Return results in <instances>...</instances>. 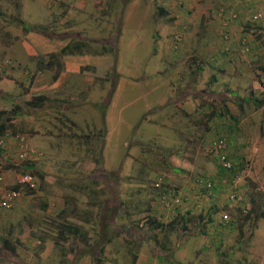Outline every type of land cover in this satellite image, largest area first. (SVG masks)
Here are the masks:
<instances>
[{"label":"rangeland","instance_id":"1","mask_svg":"<svg viewBox=\"0 0 264 264\" xmlns=\"http://www.w3.org/2000/svg\"><path fill=\"white\" fill-rule=\"evenodd\" d=\"M186 1L0 0V111L48 98L10 128L26 136V161L43 175L0 209V235L11 230L25 264H264V218H255L264 211V0ZM177 32L184 40L174 49ZM77 41L81 51L61 53ZM48 53L60 57L50 63ZM186 88L202 93L193 106L174 104ZM205 91L224 97L229 115L201 119L206 103L223 112ZM220 137L238 166L233 176L209 148ZM6 146L0 196L24 163L10 158L13 139ZM157 182L184 195L181 206L167 205ZM247 206L255 207L248 218ZM178 210L184 218L171 222ZM59 213L88 231L87 245L59 241ZM224 216L230 225L218 222Z\"/></svg>","mask_w":264,"mask_h":264},{"label":"trees","instance_id":"2","mask_svg":"<svg viewBox=\"0 0 264 264\" xmlns=\"http://www.w3.org/2000/svg\"><path fill=\"white\" fill-rule=\"evenodd\" d=\"M248 29H249V27L246 28V30H248ZM82 43L83 42L77 41V43H74L72 45L67 44L62 49V51H67L69 53H73L76 50L77 51H81L80 48L83 47ZM39 65H42V63H39ZM114 84H115V82H112V87L114 86ZM47 99H48L47 96L44 95V94H33L30 97V99H28L26 101L19 102V103H15L14 104L15 106L12 107L11 109H9L8 111H6L5 114H3L4 111H0V137L3 136L4 133L7 130L13 131L10 128L13 127L12 126V120H14V118H16L17 116H23L25 114H30V109L43 107L45 105V102H46ZM218 100H219L218 103L220 104L221 99L218 98ZM255 102H257L258 105L261 104V100L260 99H255ZM220 106H221V108H223V112H219L218 113L219 115H224L225 112L228 113L226 104L224 102H223V105L221 104ZM13 132H15V131H13ZM9 141L5 140V143L8 144ZM6 144L5 145H1L0 144V154L8 156V154H7L8 153V151H7L8 148H6L7 147ZM11 157L13 158L14 155L13 154L10 155V158ZM14 159H15V157H14ZM234 165H235V167H233V169L228 170V171L223 169L221 167V165H220V169L222 171L230 172L231 175L233 176L234 173L237 172L236 168L238 167L236 165V163H234ZM23 173H30L34 177H35V175H38L39 177L43 178V175L39 171H37L35 169L33 163L30 162V161H26V159L24 160V163L22 164V168H21V174H23ZM0 177H1V175H0ZM211 181H212L211 178H205V179L203 178V183H202V185H200L202 190L208 191V192H212L211 188H209L207 186V183L211 182ZM22 186L23 185L17 183L14 186H12L9 190L19 191V188L22 187ZM23 187H25V186H23ZM161 187L163 188L164 191H168L169 190V189H164L166 187H164L162 185H161ZM25 188L27 190H29L30 192L34 191V189H30L28 187H25ZM214 188H215V186H214V183L212 181V190H214ZM112 197H113V202L116 204V209H117L118 206H120L122 204V201L119 199L118 190H115L113 192ZM178 198L180 199V202L178 204L174 205L175 208H178L179 206H181V204L183 202L184 195H183V198H182V195H180ZM170 202L172 203V200ZM117 203H118V206H117ZM43 206H46L45 202H43ZM254 209H255V207H252V206H247V209H245V207H241V211L244 212V216L247 217V218L250 217V215L254 212ZM84 214H85V216H88L89 212L88 211H84ZM59 216L61 217V220L58 221L56 224H54L55 227H56V232H57L56 235L58 234L59 241H69L70 240V249L71 250H74L75 248H77V245H78L79 241H82L85 245H87L88 244L87 243V241H88V231L86 229H84L82 227V225H80L79 223H76L75 221H72V220L70 221L69 219L64 218L61 213H59ZM184 216L185 215L181 214L180 211L178 210V211L175 212V216L173 217L171 222H174V221L177 222V220H179L181 218L183 219ZM261 217L264 218V211H260L259 213H256V215H255V218L260 219ZM189 218L190 217H186L184 219L185 220V224H188ZM27 219H28V222L30 223L28 216H27ZM99 219L101 220V216L100 215H99ZM88 220H89V218H85V221H88ZM212 220H214V219H212L211 216H209L207 219H205L206 222H212ZM206 222L201 223V225L205 224ZM218 222H220V223H222L224 225H230L231 221L229 222V220L225 216L222 220H220ZM147 224L150 225L151 228H154L156 226H158V227L161 226L160 222L157 221L153 217H149L148 218ZM168 226H172V223H169ZM4 231L6 232V233H3L5 235H0V263H2L3 260H5L4 258H8L9 260L13 261L14 264H18V263L25 264L24 262H22V260H20L18 258V254H17V251H16V249H17L16 245H18L19 243L18 242H12L11 239H10V235L9 234L11 233V230L5 227ZM101 237H102V235H101ZM16 241H18V240H16ZM163 244H165V242H163ZM101 248L102 247H100V250H101ZM77 257H78V255H75L73 257L74 258L73 260H76ZM133 257L135 258V255ZM172 264H174V263H172ZM224 264H230V262H224Z\"/></svg>","mask_w":264,"mask_h":264},{"label":"built area","instance_id":"3","mask_svg":"<svg viewBox=\"0 0 264 264\" xmlns=\"http://www.w3.org/2000/svg\"><path fill=\"white\" fill-rule=\"evenodd\" d=\"M183 40L184 37L181 33L178 32L175 33L172 39V47L174 49H177ZM11 139H13L19 146V148H17V150H15L14 153V157L16 160L23 161L29 157L30 153H33V150L30 147H28L29 145L26 136L24 134L13 132L11 130H7L4 133V135L0 137V144L5 145L6 144L5 140L9 141ZM209 148L215 154L223 169L231 170L233 169V167H235L233 160L229 156L227 141L225 137L218 138L216 141L212 143V145ZM1 179L2 177H0V180ZM18 183L30 189L36 188V179L30 173L21 174L18 178ZM202 183H203V178L197 179V184L202 185ZM155 186L161 188V183L157 182ZM207 186L211 188L212 191V182H208ZM4 192L0 196V209L8 210L13 207L14 202L17 200L18 191L6 190ZM162 194L164 197L168 196V198H170L171 200L173 199L172 203L168 202L166 203L167 205L173 206L180 202V199L178 198V195L175 190L162 191ZM229 198L233 200L234 199L240 200L241 196L237 195L236 192H233L229 194Z\"/></svg>","mask_w":264,"mask_h":264},{"label":"crops","instance_id":"4","mask_svg":"<svg viewBox=\"0 0 264 264\" xmlns=\"http://www.w3.org/2000/svg\"><path fill=\"white\" fill-rule=\"evenodd\" d=\"M187 2V5H189V6H192L191 4H194V2H189V0L188 1H186ZM84 11L85 10H83L82 12H81V14L82 15H84L85 16V13H84ZM216 21H214V23H215ZM213 28V26H210V29H212ZM221 48V50H220V52H218V51H215V52H218L219 53V56L220 57H222V56H224L225 55V53H223L222 54V52H223V46L222 47H220ZM225 49H229V46H226L225 47ZM78 52V51H77ZM61 53H63V51H62V49H61ZM217 55V54H216ZM222 55V56H221ZM57 57H60L59 55H55V53H48V55H47V58H46V60H48L50 63L53 61V59H54V63H55V58H57ZM42 58H44V57H36V60H38L37 62L38 63H44V60L42 59ZM216 58H219V57H217L216 56ZM220 63H221V59H219L218 60ZM56 63H58V61L56 62ZM222 64V63H221ZM57 65H61V61H59V63L57 64ZM219 68H221V70H222V67L220 66ZM61 71H62V69H61ZM60 71V72H61ZM60 74V73H59ZM58 80V76L56 77V79L54 80V82H56ZM93 82V81H92ZM92 82H90L89 84H92ZM62 84V83H61ZM84 86L86 87V84H84ZM82 87V86H81ZM234 94L233 95H237V92H235V91H232ZM200 93H202V91H196V92H193V90L190 88V89H184V90H181V92H180V95H182V96H180L179 98L180 99H176V100H174V104H176V105H181V104H183V103H185V102H189L188 104H190L191 103V101L193 100V98L192 97H194V96H196V94H198V95H200ZM214 93L215 92H213V93H211L210 91H205L203 94H207V95H210L211 96V98H215V99H217L218 100V98L217 97H215L214 96ZM228 96V95H227ZM238 96V95H237ZM234 98H236V96H233V100H234ZM220 99L221 100H224V97H220ZM243 99V98H242ZM219 101V100H218ZM235 101H236V99H235ZM223 102L221 101L220 102V104L219 105H221ZM241 102H238V104H240ZM159 104V103H158ZM192 104V103H191ZM207 104L208 103H206V105H205V107H202V111H201V113H202V115H201V119L203 118V117H205V118H207L208 117V119H212V118H214V120H216V114L217 113H219V112H217V111H213L214 109L213 108H211L210 106L208 107L207 106ZM192 106H193V104H192ZM207 107L209 108V110H206L205 112L203 111V109H207ZM163 109V108H162ZM160 110V109H159ZM207 112H209L208 113V115H206V113ZM228 112H229V110H228ZM212 114H213V116H212ZM228 115H229V113H227ZM230 118L231 119H233L234 121H236L237 123H238V121L236 120V118L233 116V115H230ZM175 248H176V246L175 247H168L166 250L168 251V252H170V253H172L174 250H175Z\"/></svg>","mask_w":264,"mask_h":264}]
</instances>
